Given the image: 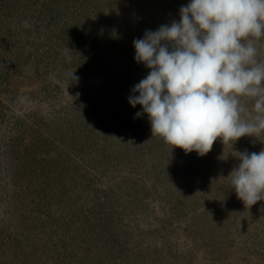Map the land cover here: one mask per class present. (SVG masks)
I'll return each instance as SVG.
<instances>
[{
  "label": "rangeland",
  "instance_id": "rangeland-1",
  "mask_svg": "<svg viewBox=\"0 0 264 264\" xmlns=\"http://www.w3.org/2000/svg\"><path fill=\"white\" fill-rule=\"evenodd\" d=\"M187 3L0 0V264H264V201L226 179L264 131L186 153L128 102L133 40Z\"/></svg>",
  "mask_w": 264,
  "mask_h": 264
},
{
  "label": "clouds",
  "instance_id": "clouds-1",
  "mask_svg": "<svg viewBox=\"0 0 264 264\" xmlns=\"http://www.w3.org/2000/svg\"><path fill=\"white\" fill-rule=\"evenodd\" d=\"M179 16L133 40L134 60L149 70L128 97L141 107L136 117L147 115L152 136L201 156L217 139L264 131V62L251 39L264 36V0H188ZM242 97L254 99L251 112ZM234 153L232 189L244 204L264 201V149Z\"/></svg>",
  "mask_w": 264,
  "mask_h": 264
}]
</instances>
